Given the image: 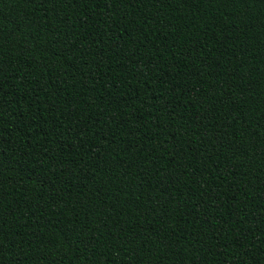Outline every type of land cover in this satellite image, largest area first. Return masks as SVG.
I'll return each mask as SVG.
<instances>
[{
    "label": "trees",
    "instance_id": "obj_1",
    "mask_svg": "<svg viewBox=\"0 0 264 264\" xmlns=\"http://www.w3.org/2000/svg\"><path fill=\"white\" fill-rule=\"evenodd\" d=\"M0 264H264V0H0Z\"/></svg>",
    "mask_w": 264,
    "mask_h": 264
}]
</instances>
